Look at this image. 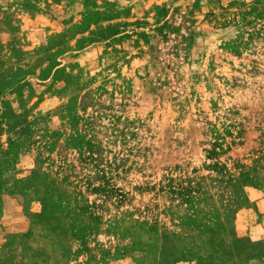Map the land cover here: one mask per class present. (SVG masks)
Instances as JSON below:
<instances>
[{
    "label": "rangeland",
    "instance_id": "374dc122",
    "mask_svg": "<svg viewBox=\"0 0 264 264\" xmlns=\"http://www.w3.org/2000/svg\"><path fill=\"white\" fill-rule=\"evenodd\" d=\"M0 264H264V0H0Z\"/></svg>",
    "mask_w": 264,
    "mask_h": 264
}]
</instances>
